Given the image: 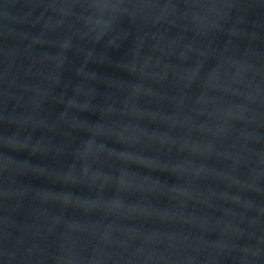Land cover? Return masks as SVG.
Segmentation results:
<instances>
[{"label": "water", "instance_id": "95a60500", "mask_svg": "<svg viewBox=\"0 0 264 264\" xmlns=\"http://www.w3.org/2000/svg\"><path fill=\"white\" fill-rule=\"evenodd\" d=\"M0 264H264V0H0Z\"/></svg>", "mask_w": 264, "mask_h": 264}]
</instances>
